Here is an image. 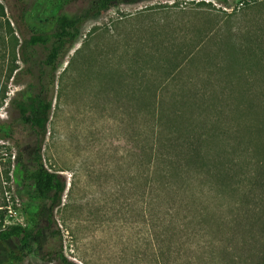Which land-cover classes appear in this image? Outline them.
Segmentation results:
<instances>
[{
	"label": "rangeland",
	"instance_id": "obj_1",
	"mask_svg": "<svg viewBox=\"0 0 264 264\" xmlns=\"http://www.w3.org/2000/svg\"><path fill=\"white\" fill-rule=\"evenodd\" d=\"M93 1L0 0V14L3 5L27 37L50 32L56 15L81 14ZM25 10L31 29L19 22ZM27 81H10L9 98ZM15 116L7 104L0 110L2 119ZM154 135H191L192 148L178 146L174 167L164 160L151 167ZM33 141L23 126L0 139V229L28 226L39 206L15 158L28 161ZM42 158L67 179L56 225L44 213L39 241L27 248L14 238L0 242V264H63L51 255L61 239L78 264H160L155 243L166 228L180 261L214 263L222 250L242 254L246 242L260 252L264 0H120L88 18L57 70Z\"/></svg>",
	"mask_w": 264,
	"mask_h": 264
},
{
	"label": "trees",
	"instance_id": "obj_2",
	"mask_svg": "<svg viewBox=\"0 0 264 264\" xmlns=\"http://www.w3.org/2000/svg\"><path fill=\"white\" fill-rule=\"evenodd\" d=\"M120 0H94L92 4L81 14L74 16L66 14H58L50 32L30 30V34L26 37L21 29L15 30L10 20L6 17L5 8L1 5V16L6 22L3 27V63L1 65L0 82V110L7 104L16 112L14 118H0V139L8 141L14 138L20 126L28 127L31 130L34 141L31 146V158L28 161H19V170L24 173V181L32 191L31 198L36 200L38 207L34 211H29L28 226L10 225L0 229V242L9 239H17L21 248H27L32 241H39L43 229L39 227V220L45 213V219L50 225L55 224L54 211L62 204L63 194L67 187V179L64 175L49 170L43 163L42 149L43 143L48 133V124L53 110V102L56 88V77L59 64L66 57L69 49L75 43L79 36L80 28L83 23L93 15H98L109 9L112 3ZM127 3H138L142 0H123ZM204 1H199V3ZM29 11L25 10L19 22L23 26H29ZM20 29V30H19ZM31 29V28H30ZM21 36L22 40L19 38ZM43 52V57L40 55ZM23 64L21 66L20 64ZM19 77L28 78L25 87L17 92L13 97L9 98L10 81L19 82ZM156 97V95H155ZM152 111V110H151ZM150 111V112H151ZM154 113L155 108H154ZM9 114V111H7ZM163 125L169 126L167 121ZM171 126H169V129ZM152 136V135H151ZM191 135H154L149 142L148 165L155 167L160 160L169 163L174 167L176 162V154L178 146H191ZM181 141V143H180ZM189 152V151H188ZM186 152V155H188ZM23 154V153H22ZM163 225H171V220L167 219ZM54 238H61L59 229L52 232ZM172 237L171 228H166L161 234L162 240L157 239L156 253L158 258L161 257L160 264H194L190 261V257L184 255V261H180L181 257L176 256L177 250L168 245ZM255 242L261 241L260 252L256 250V246L246 244L243 247V253L235 255L228 250H222L223 260L217 259V262H209L207 258L202 257L201 263L206 264H264V228L259 238L255 237ZM254 238V239H255ZM162 242V244H161ZM172 241L170 240V245ZM153 244V246H155ZM255 250V251H254ZM51 255L57 256L63 264H78L70 260L63 251V242L60 240L58 248L52 250ZM224 255V256H223ZM9 258L14 261H21L22 256L19 254L9 253ZM212 260H216V256L212 254ZM228 259V262L224 260ZM84 264H89L87 261Z\"/></svg>",
	"mask_w": 264,
	"mask_h": 264
}]
</instances>
